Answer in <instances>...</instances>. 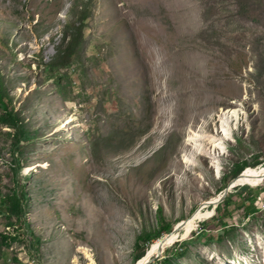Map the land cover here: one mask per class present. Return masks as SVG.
<instances>
[{
  "label": "rangeland",
  "instance_id": "1",
  "mask_svg": "<svg viewBox=\"0 0 264 264\" xmlns=\"http://www.w3.org/2000/svg\"><path fill=\"white\" fill-rule=\"evenodd\" d=\"M82 2L0 0V264H264V0H91L54 66Z\"/></svg>",
  "mask_w": 264,
  "mask_h": 264
},
{
  "label": "trees",
  "instance_id": "2",
  "mask_svg": "<svg viewBox=\"0 0 264 264\" xmlns=\"http://www.w3.org/2000/svg\"><path fill=\"white\" fill-rule=\"evenodd\" d=\"M82 1H84V2H82L83 5L79 6L80 9H78V6H76L78 12L77 13L75 12L76 13L75 17H77V21L75 24H78V26H77L78 34L70 35L69 40H68V44L64 48L63 52H58V55L55 57L54 66H57L60 64H63L64 66H66L67 62L70 59H72L74 56H76V54H77V50H78V47L80 45V38L81 37L83 38V28L89 19V4H91V0H82ZM75 24H73L72 27H76ZM5 100H6V97L4 95V90L2 89V90H0V107L5 111V114L11 119L10 120L11 124L10 123L9 124L12 125L13 128L17 129V136H21V127L18 123L20 120H19V117L17 115V112H15L14 110H10L8 107V104ZM18 145H19V142H18ZM263 166H264L263 162H257L251 168V170H252L251 172L259 171L263 168ZM245 168H246V165H243V166L237 168L233 172L231 178H229L225 181V184L227 185V187L229 186V184L232 181H233L232 184H237V186L240 184H243L244 179L247 177V174L245 172L248 170L249 167H247L246 170H245ZM227 187H224L223 189H221L219 193H222ZM248 190H251L248 186L238 188V189L236 188V193H240V195H242L243 192H246ZM259 197H260L259 193L255 192V194L252 197H248L245 200V202L243 203V207L246 209L245 211H246V215L248 217L253 215L256 212V210H257L256 202H257V199ZM231 198H233L232 194L226 196L221 204H225V206L227 208L229 206V203H231ZM23 199L20 197L19 193H14V195L12 196V199H11L12 203L11 204H13L14 208H16L18 210V213L22 212ZM5 203L6 202H1V205L4 204L3 206H5L6 205ZM216 210H218V209H216ZM162 213H163V210L160 209V212H159V214H160V219H159L160 229H159V231L156 233L147 234L146 237L140 238L139 241L144 240V241H147L148 243H150L154 240L162 238L163 236H165L167 238H173L174 237V235H175V233L173 232L174 228H173L171 223H168L165 221L164 217L162 216ZM182 222L183 221H180L177 224H179L181 226ZM12 228H15V230L19 229V228L17 229L16 227H12ZM201 234L207 235L205 228L202 229ZM201 234L197 235L198 238L193 237L191 239L184 241V244L187 245V244H192L196 241H199V236ZM19 237H20L19 231H16V234L14 236H12V235L8 236L7 239L16 240ZM137 248H139V247H137ZM144 255L145 254L136 255L134 257V260L136 262H138L139 260H141L143 258ZM164 262L165 261H163V263Z\"/></svg>",
  "mask_w": 264,
  "mask_h": 264
},
{
  "label": "bare ground",
  "instance_id": "3",
  "mask_svg": "<svg viewBox=\"0 0 264 264\" xmlns=\"http://www.w3.org/2000/svg\"><path fill=\"white\" fill-rule=\"evenodd\" d=\"M232 117H233V115H232ZM231 118H230V116L227 117L226 122H229ZM227 119H228V121H227ZM225 127H224V132L221 134V140H214L213 142H210V143L205 141V140L201 142L200 146H203L206 148L205 151L204 150L201 151V154H202L201 156H204L203 154L206 153L209 156H211V155L218 156V154H219V157H220L226 153L225 148L222 146L223 145L222 143L226 142L229 139V134L227 133V129H225ZM190 143L192 144V146ZM187 145L194 147V144L192 142L187 143ZM206 154H205V156H207ZM263 177H264V173L262 174V177H260L259 179H262ZM165 239H167V238H165Z\"/></svg>",
  "mask_w": 264,
  "mask_h": 264
},
{
  "label": "water",
  "instance_id": "4",
  "mask_svg": "<svg viewBox=\"0 0 264 264\" xmlns=\"http://www.w3.org/2000/svg\"><path fill=\"white\" fill-rule=\"evenodd\" d=\"M245 172V171H244ZM243 174V173H242ZM241 174V175H242ZM233 183V182H232ZM232 183H230L229 184V186L222 192V195L219 197V200L217 201V205L220 203V202H222L224 199H225V197L228 195V193L231 191V189H233L234 187H236V186H234ZM208 205L209 206H211V205H213L214 206V204H210L209 202H208ZM178 226L177 227H175V229H174V231H176V230H178ZM173 231V232H174ZM170 235V234H169Z\"/></svg>",
  "mask_w": 264,
  "mask_h": 264
}]
</instances>
